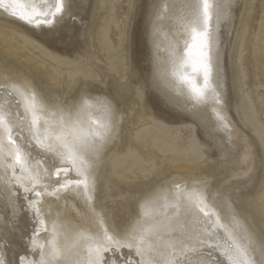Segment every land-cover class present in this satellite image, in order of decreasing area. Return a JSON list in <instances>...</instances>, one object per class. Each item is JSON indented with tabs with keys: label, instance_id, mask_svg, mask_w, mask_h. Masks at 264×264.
Listing matches in <instances>:
<instances>
[{
	"label": "bare ground",
	"instance_id": "1",
	"mask_svg": "<svg viewBox=\"0 0 264 264\" xmlns=\"http://www.w3.org/2000/svg\"><path fill=\"white\" fill-rule=\"evenodd\" d=\"M198 2L199 0H134V13L128 29L125 79L100 66L87 50L89 33L93 30V25L90 27L88 22L98 10V0H73L71 12L75 18L65 16L52 30L35 29L0 10V27L14 31L22 42L40 47L41 50L36 54L45 57L46 53H51L55 59L64 60L66 64L74 59L89 60L102 72L100 81L90 79L78 71L54 73L51 70H43L38 58L30 51L16 46L18 43L15 44L12 38L0 32V84L9 81H30L43 90L51 105L64 108L65 114L70 112L73 119H76L79 113V119L85 126L90 125L93 129L97 125L92 124V121H104V100L119 102L117 106L124 115L119 134L97 162L95 172L96 210L100 211L101 206L106 209L107 224L115 226L114 217L125 209L130 212V216L120 222V227H124L137 218L141 203L152 197L159 199L160 213L172 216L175 209L166 208L164 205L173 203V181L202 178L212 185L213 193L220 192L225 199L233 201V206L247 219L251 229L261 234L264 233V207L261 211L253 210L256 203H251L248 199L256 195L264 185V148L260 137L250 130L236 110V87L232 80V60L237 33L248 0H225L230 4V17L221 23L218 32L219 62L223 74L225 111L230 122L229 133L217 128L210 110L193 111V102L186 94V87L179 84L172 74L173 62L183 54L185 41L191 43V36L185 31V26L193 19ZM81 98L88 100L93 107L80 111ZM128 102L131 107L134 105L138 108L139 118L148 115L171 125L189 123L195 126V139L206 146V162L193 165L180 162L169 166L179 175L185 173L186 177L182 178L172 177L157 181L116 179L113 183H118L120 187H117L115 193L109 192L110 184L105 175L106 160L117 150L125 154L130 149L124 124L132 110L131 107L126 109ZM8 103L7 96L0 93V104ZM7 111L12 114L15 123L19 124L23 119V107L17 108L14 101ZM17 112L20 113L19 118L16 116ZM22 127L20 134L28 137L27 127ZM17 143L20 141L17 140ZM244 147H250L252 150L251 159L247 162L240 159ZM148 153H153V150L149 148ZM32 156L34 159L30 163L33 167L37 162L41 169L49 167L45 161L51 156L50 153L45 154L37 148L32 152ZM243 173H247L246 178H237ZM2 175L3 169H0V176ZM8 175H11V170ZM230 175L236 178L235 183L224 184ZM55 178L53 176V179ZM18 187L9 193L0 181V245H3L0 250L7 261H15L26 254L30 246L26 241L32 234L31 212L28 211L27 201L23 199L27 194L19 188L20 198L16 199L13 195ZM164 196L169 199H161ZM129 197L132 198L130 203L122 209H115L113 202L116 198L125 201ZM181 211H184L183 207ZM43 213L48 233L42 231L39 242L46 246L51 239V225L54 220L64 225L59 236L62 245L65 244L66 234L71 236L77 230L95 227L89 205L82 194L70 193L59 201L54 197H46L43 201ZM223 222L228 223L227 213L223 216ZM66 254L70 255L71 259H76L75 253ZM34 258L38 257L31 253L27 255L29 260ZM106 258L115 260L117 264H125L126 260L135 264L137 259L134 250L127 248L115 253L109 252Z\"/></svg>",
	"mask_w": 264,
	"mask_h": 264
},
{
	"label": "snow or ice",
	"instance_id": "2",
	"mask_svg": "<svg viewBox=\"0 0 264 264\" xmlns=\"http://www.w3.org/2000/svg\"><path fill=\"white\" fill-rule=\"evenodd\" d=\"M72 3L73 0H0V10L35 29L52 30L65 16L75 18ZM195 7L193 19L185 26L191 43L185 41L183 54L173 62L172 74L186 87L193 111L210 110L217 128L229 133L218 32L221 23L230 17V4L225 0H199ZM0 93L9 100L7 105L0 104V181L9 193L19 186L13 193L16 199L20 198L19 188L23 189L32 221L26 254L7 261L0 250V264H117L106 254L124 248L134 250L135 264H264V233H255L234 202L220 192L213 193L212 185L202 178L173 181V203L164 205L175 209L172 216L160 213L159 199L152 197L141 203L137 218L124 227L106 223V209L101 206L100 211L96 210L95 172L124 119L118 101L104 100V121H92L97 125L93 129L85 126L79 113L73 119L64 108L51 105L43 90L30 81L0 84ZM81 100L80 111L93 107L88 100ZM13 101L17 108L23 107L19 124L7 111ZM16 116L19 118L20 113ZM22 125L27 127L28 137L20 134ZM37 148L51 154L45 161L48 168L41 169L39 162L35 167L31 165L32 152ZM251 155V148L244 147L240 159L247 162ZM70 193L83 195L95 227L66 234L62 245L59 236L64 225L54 220L47 246L40 243V233H48L44 199L54 197L59 201ZM161 199L167 201L169 197ZM225 213L228 223L223 222ZM29 253L38 258L27 259ZM66 253H75L76 259ZM125 264L133 262L126 260Z\"/></svg>",
	"mask_w": 264,
	"mask_h": 264
},
{
	"label": "rangeland",
	"instance_id": "3",
	"mask_svg": "<svg viewBox=\"0 0 264 264\" xmlns=\"http://www.w3.org/2000/svg\"><path fill=\"white\" fill-rule=\"evenodd\" d=\"M133 2L134 0H98V10L88 22L90 27L93 25L88 38V52L100 66L122 79L126 76L128 29L134 13ZM0 32L12 38L15 44L18 43L16 46L30 51L38 58L43 70L54 73L78 71L90 79L102 81V72L89 60L74 59L66 64L64 60L55 59L51 53H46L45 57L36 54L41 50L40 47L22 42L8 28L0 27ZM232 68L236 110L250 130L260 137L264 148V0L247 2L237 33ZM128 103L125 105L126 109L131 107L130 102ZM131 108L124 123L130 149L125 154L117 150L106 160L105 175L110 184L109 192L117 191L119 184L113 183L116 179L157 181L182 178L186 177L185 173L179 175L169 166L180 162L192 165L206 162V146L195 139V126L189 123L171 125L148 115L139 118L138 108L134 105ZM149 148L153 153H148ZM246 177L247 173L237 176L239 179ZM235 181L236 178L230 175L224 184L232 185ZM131 199L129 197L124 201L116 198L113 202L115 209H122ZM248 200L256 203L253 210L261 211L264 207V185ZM129 216L130 212L125 209L119 212L113 219L115 226L120 227V222L127 220Z\"/></svg>",
	"mask_w": 264,
	"mask_h": 264
}]
</instances>
